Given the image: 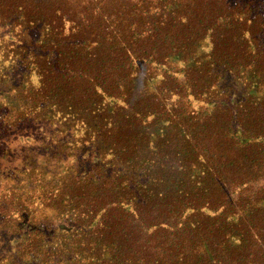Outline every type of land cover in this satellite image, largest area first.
Instances as JSON below:
<instances>
[{
	"label": "trees",
	"instance_id": "16d2710c",
	"mask_svg": "<svg viewBox=\"0 0 264 264\" xmlns=\"http://www.w3.org/2000/svg\"><path fill=\"white\" fill-rule=\"evenodd\" d=\"M1 28L0 264H264V0H0Z\"/></svg>",
	"mask_w": 264,
	"mask_h": 264
},
{
	"label": "rangeland",
	"instance_id": "374dc122",
	"mask_svg": "<svg viewBox=\"0 0 264 264\" xmlns=\"http://www.w3.org/2000/svg\"><path fill=\"white\" fill-rule=\"evenodd\" d=\"M226 1H228V2H230V3H233V2H235V1H240V0H226ZM257 10L259 11V8H257ZM15 29H17V28H15ZM0 31H6V28H1ZM19 32L21 33L22 38H24L25 40H28V37L26 36V34H25L23 31H21L20 29H17V31L14 32V33L17 34V35L19 36ZM1 33H6V32H0V34H1ZM11 34H13V33L11 32ZM11 34H10V35H11ZM5 39H6V37H3V38L0 40V46H3L4 43L7 44V43L9 42L8 40H5ZM206 49H207V48H206ZM1 57H2V55H1V51H0V58H1ZM1 59H2V60H5V61H10L11 59L13 60V56L10 57V55H7V56H3ZM9 68H14V64H10ZM19 69H20V68L15 69V72H19ZM30 76H31V79H32V80L35 79V78L33 77V75H30ZM26 77H27V75H26ZM233 99H234V100H237V99H238V96H237V95L233 96ZM65 119H66V118H65ZM54 121H56L57 124H59L60 122L63 123L64 119H63V117H61V115H59V116L56 117V119H55ZM57 124H56V125H57ZM33 131L36 132L35 136H33L35 139H39V138H41V139H45V141H47V140L50 138V136L53 134L54 129H53L51 126L42 125V126L39 127L38 129H37V128H34ZM74 134H76V133H74ZM76 136H78V134H76ZM10 239H11L10 237H7V238L3 239L2 241L0 240V242H1L3 245H7V242H8V240H9V242H10ZM11 240H12V239H11ZM3 251H6V253H8V255L11 253L10 251H8V250L6 249V246H5L4 248H0V255L3 253ZM2 256H3V255H2ZM6 256H7V255H6Z\"/></svg>",
	"mask_w": 264,
	"mask_h": 264
}]
</instances>
